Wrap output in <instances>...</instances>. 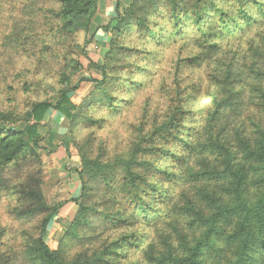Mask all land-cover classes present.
Wrapping results in <instances>:
<instances>
[{
	"label": "trees",
	"instance_id": "16d2710c",
	"mask_svg": "<svg viewBox=\"0 0 264 264\" xmlns=\"http://www.w3.org/2000/svg\"><path fill=\"white\" fill-rule=\"evenodd\" d=\"M9 4L0 39L9 102L0 109V202L23 228L15 246L0 233V264H264V0H129L97 27V0ZM99 30L110 39L95 64L85 51ZM171 45L178 55L155 85L159 107L150 116L146 100L129 112L156 73V49ZM188 45L198 52L182 57ZM81 57L100 79L71 86ZM20 59L36 72L55 62L59 86L52 101L29 99L25 112L13 106L16 86L26 94L39 85L26 79L30 70L14 80ZM200 62L207 87L196 111L180 71ZM82 82L93 90L74 105ZM50 110L68 121L81 163L77 211L56 250L45 237L67 202L47 204L41 189L38 129ZM114 121L121 142L94 146V131ZM82 129L91 133L79 140ZM139 226L153 230L147 245Z\"/></svg>",
	"mask_w": 264,
	"mask_h": 264
},
{
	"label": "rangeland",
	"instance_id": "374dc122",
	"mask_svg": "<svg viewBox=\"0 0 264 264\" xmlns=\"http://www.w3.org/2000/svg\"><path fill=\"white\" fill-rule=\"evenodd\" d=\"M9 2L10 0H0V39L3 36L5 29L7 27V19L9 16V8H10ZM104 21L105 20H103V22L100 23L99 21L96 22L95 20L94 27L108 23ZM96 33L98 34L99 39H96L98 42L96 41L93 42L92 40V42L96 47L95 52L93 54L99 56L102 53L103 45L109 41L110 34L107 33L103 34L100 31L99 32L97 31ZM77 41L80 44L83 42L82 34H79L77 36ZM236 43L234 42L233 44L234 48L238 47ZM224 46L225 45L223 44V47ZM178 49L179 46L176 45L175 46L171 45L169 47H159L156 49V51L160 54V58H161L159 63L153 64V68H157L156 73L150 79V82L144 91H142L137 95L135 94L133 95V104H132L133 106H131L129 112L132 111V108L143 104L146 100H149L151 101L150 105L152 110L150 116H152L155 113L154 109L159 107L160 105L158 102V96L156 94L155 85L158 83L159 77L161 75L169 76L173 72L178 55L177 54ZM182 52H183L182 57H191L195 55L198 52V50L194 46L188 45L182 50ZM103 58L101 64L103 63ZM48 63L50 64H48L47 66L43 67L41 70H38L36 72L37 67L35 68L32 62H30V60L20 59L17 61V66L14 72V78H15L14 80H16V77L19 75L20 72L22 71L25 72L27 70H30V72L27 74L26 79L28 80V82L35 81L36 83H38L39 87L37 86L36 89L34 87H31L32 91L30 93L24 94L16 86V92L14 93V95L16 96V102L13 104L16 110H21L22 112H25L27 110L26 104L29 101V99L34 101L53 100L55 93L59 90V86L55 83L53 78V72L56 70L57 66L55 62L48 61ZM80 63L82 65L81 69L73 77L71 81L72 83L71 86L76 85L80 80H85V79L92 80L95 79L96 77H97L96 79H100L99 73L88 66L87 59L81 57ZM206 67H207L206 62H200L199 64L193 66L187 64L181 66L180 73L183 80V87L186 88L188 87L190 89V93L193 96L191 97L192 101H190L191 109H194L196 111L203 108L205 102V99L203 97V91L207 87V81L205 80ZM10 80H13V78H11ZM47 87L49 89L43 91ZM92 90H93L92 84L87 82H82L77 92H75L77 94L75 98H73L74 102L78 105L83 100V98H85L91 93ZM8 106H9V102L7 101V94L0 90V109L1 110L7 109ZM129 117L130 119L133 120V114H129ZM117 124L118 122L114 121L111 126L104 127L102 130L94 131L93 145L95 146L99 139H106L109 142V148L113 150L114 147H111L112 142H116V139L120 141L119 139L121 138V134H122L121 129L119 128V126L117 127ZM90 133L91 131L82 129L79 131L77 137L79 140H82L83 138L90 136ZM74 152H76V150ZM76 155L78 156L77 152ZM46 157L47 156L42 157L43 160L41 159L42 162L41 189L43 192L44 200L46 201L47 204L68 202L62 207L59 214L51 221L47 229L45 241L52 250H56L58 248L60 240L62 239L63 235L65 234L66 230L69 227L70 221L73 219L77 211V206L76 205L72 206L70 204L69 202L70 197L68 192L66 191V189L68 188L67 185L70 184V181H67L68 180L67 174L72 172L75 173V175L77 176L75 169L79 170L81 168V163L78 157L79 161L76 167L75 164H73L70 161V159H68L66 166L61 169L60 167H55L52 160ZM22 228H23L22 225L18 221L14 220L7 213L6 203L0 202V233L5 229L7 230V232L10 234V238H11L10 243L12 246H15V243H18L17 235ZM139 232H143L147 236L146 245L150 243V241L153 238V230L150 228L139 226ZM139 255H140L139 253L131 252L130 258L133 261H139L142 263V260L139 259L140 257Z\"/></svg>",
	"mask_w": 264,
	"mask_h": 264
},
{
	"label": "crops",
	"instance_id": "0c3cea01",
	"mask_svg": "<svg viewBox=\"0 0 264 264\" xmlns=\"http://www.w3.org/2000/svg\"><path fill=\"white\" fill-rule=\"evenodd\" d=\"M128 1L129 0H97V13L95 18L96 22L99 21L102 23L103 20L109 22L110 18L114 16V12L118 4L120 8L123 9L127 5ZM99 31L102 32L101 30ZM102 33L105 34L104 32ZM96 39H99L97 33L95 34L93 42H98ZM93 42L86 48L87 56L93 63L101 64L103 55L105 52H107L108 42L103 45L102 53L99 56L93 54L96 49ZM76 94L77 93L73 94L70 98L74 105H77L73 100ZM38 133L44 138L40 143V146L43 148V150L39 152L40 158L42 160V157L47 156L46 158L52 160L55 167H60L62 169L66 166L68 159H70V161L77 167V163L79 161L78 156L76 155V152H74V147L69 140L68 121L64 117L54 110L48 111L44 117V126H41L38 129ZM67 175V181H70V184L67 185L68 188L66 191L70 197V204L75 206V203L72 202V200L77 199L80 196L81 183L75 173L70 172Z\"/></svg>",
	"mask_w": 264,
	"mask_h": 264
}]
</instances>
